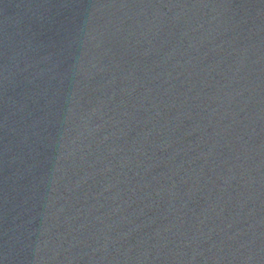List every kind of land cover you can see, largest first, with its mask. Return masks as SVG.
<instances>
[{
    "label": "water",
    "instance_id": "95a60500",
    "mask_svg": "<svg viewBox=\"0 0 264 264\" xmlns=\"http://www.w3.org/2000/svg\"><path fill=\"white\" fill-rule=\"evenodd\" d=\"M0 264H264V0H0Z\"/></svg>",
    "mask_w": 264,
    "mask_h": 264
}]
</instances>
